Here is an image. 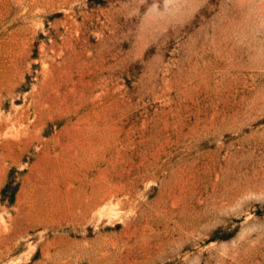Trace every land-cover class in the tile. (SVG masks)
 Masks as SVG:
<instances>
[{
	"label": "rangeland",
	"instance_id": "374dc122",
	"mask_svg": "<svg viewBox=\"0 0 264 264\" xmlns=\"http://www.w3.org/2000/svg\"><path fill=\"white\" fill-rule=\"evenodd\" d=\"M0 264H264V0H0Z\"/></svg>",
	"mask_w": 264,
	"mask_h": 264
}]
</instances>
